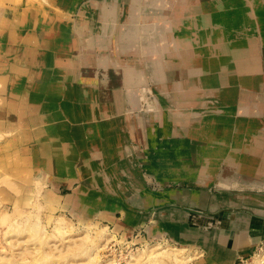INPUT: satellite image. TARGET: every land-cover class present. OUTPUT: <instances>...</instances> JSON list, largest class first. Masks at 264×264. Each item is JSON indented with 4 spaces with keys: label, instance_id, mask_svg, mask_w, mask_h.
Returning <instances> with one entry per match:
<instances>
[{
    "label": "rangeland",
    "instance_id": "rangeland-1",
    "mask_svg": "<svg viewBox=\"0 0 264 264\" xmlns=\"http://www.w3.org/2000/svg\"><path fill=\"white\" fill-rule=\"evenodd\" d=\"M79 1L78 8L72 12L68 0H0V264H98L106 259H114L117 264H128L131 253L136 250L152 243L165 242L184 246L185 250L180 253L193 255V258L181 264H190L191 261L192 264H225L222 261L223 255L220 257L216 252L210 253L199 238L181 244L177 242L174 231L179 227L184 229L190 218L200 226L206 224L212 228L219 227L217 224L226 219L224 213L237 216L236 212L240 207L234 205L239 204L240 199L252 197L250 194L264 195V139L261 147L258 146L259 143L251 146L247 141L241 142V148L235 151L230 147V144H233L232 134L237 133L247 138L250 136L247 132L250 127L263 130L264 134V99H261L260 95L264 93V88H256L254 83L257 82L251 80V73L246 76V73L240 72L236 66L220 70L214 68V73H204L200 68L197 63L199 55L211 53V46L219 42V29L212 24L211 8L206 4L203 6L206 0H156L158 7L151 11L159 15L152 21L160 25L154 30L158 29L162 40L156 35V41L153 38V46L156 50L159 43L163 46L155 56L147 57V61L153 59L157 62L160 59L162 69H159L162 76L157 75L155 68L152 75L151 70L146 67L147 61L143 64L139 59L137 52L140 51V40L136 42L139 45L135 43L133 48H128L129 52L127 50L120 55L121 58L128 59L129 63L135 64L136 68L143 69L147 79L144 84L146 90L141 93L140 86L127 89L130 79L125 75L120 87V83L113 82V86L121 90L124 100L121 101L120 109H117L115 97L110 99L114 106L112 116H109L107 124L99 125V128L102 127L99 129L100 133L103 132L104 146L101 151L110 161L105 160L103 165L100 164V167L96 168L87 163L88 176L101 178V182L96 185L97 189L100 190L104 185L102 178L108 176V183L119 180V186L126 188L129 193L126 195L121 192L123 195H119L111 192V196L122 200L119 207L111 209L102 204L100 198L89 194L93 187L79 190L76 196L75 190L80 187L81 181L69 172L56 171L49 167V163L56 166L65 164V155L62 157L61 154L55 153L56 143L60 140V127L56 125V132H53L47 123L53 120V126L56 122L63 121L66 115L62 108H59V115L53 119L44 115L47 109L41 104L42 98L38 99L36 95H40L38 91L41 87L38 78L41 75L38 72L45 68L37 63L32 64L28 59L36 60L44 48L56 44L65 49V61L68 60L67 57H74L75 60V48L70 44L75 35L72 24L80 15L82 5L92 0ZM112 2H119L120 6L123 4L122 0H94V3L87 5L88 16L101 15L102 7ZM140 2L145 3V0ZM164 2H168L170 6L165 7ZM189 2H192L191 5ZM6 3L12 7L9 16L3 14ZM230 12L222 11L219 15L225 17ZM123 14L131 16V8L126 13L120 11V20ZM180 14H192L196 17L197 28H193V34L189 30L188 33L192 36L195 32L198 33L196 42L202 38V41L197 43L198 47L194 46L192 51L191 42L186 49L181 48L180 52H186L182 56L183 59L187 55V59L195 60L191 63H183L181 58L166 61L162 57L163 54L166 55L165 52L170 54L180 50L172 39L174 30L170 25ZM143 18L145 19V16L137 22H142ZM246 28L249 27L246 26L245 30ZM201 29H205L207 34L209 31L215 34L206 35ZM7 30L10 31L9 35L6 34ZM90 31L91 29L89 33ZM204 33L206 43L203 40ZM206 36L210 38L207 39ZM209 40H212L211 43ZM79 45L81 44H78L81 52L82 47ZM69 46L70 49H67ZM110 47L115 48L114 45ZM111 48L108 49L110 57L115 58ZM131 51L133 53H130ZM93 52L102 54L98 47ZM132 54L135 55L134 58ZM254 54L261 58L259 60H264L262 49L259 48ZM60 67L63 66L56 63V69L59 70ZM56 73L60 74V70ZM24 81L25 88L21 91ZM14 85L18 92L10 94L7 90ZM244 88L248 90L247 93ZM251 90L259 92L255 91L257 93L252 95L254 97H249L246 103L244 97L250 94ZM126 91H129V94L131 92V101L137 98L136 105L127 103ZM141 94H144L143 98ZM61 99L67 102L69 100L65 97ZM148 100L155 105L150 112L159 111L162 122L151 118V125L142 130V121L137 123L136 120L139 118L145 121L143 116L148 109ZM36 101L41 102L38 108L34 107ZM69 101L74 109L80 110V124L85 123L91 117V102ZM126 112L135 121L139 133L137 139L130 133ZM217 114L228 116L230 120L219 121L216 117L213 118ZM156 123L161 125L159 134L153 131V125ZM258 138L260 141L261 137ZM211 145L219 147L220 152H210ZM248 148H253L252 154ZM244 153L250 158L247 159ZM254 158L257 161L251 162ZM125 168L130 170L132 179L121 177V171ZM181 194L187 197H182ZM83 195L82 203H77L78 196ZM159 197L166 198L158 201ZM227 198H230V202ZM212 199L214 204H220L216 210H212L218 207H212ZM86 203L94 208H83ZM229 204L233 207L223 206ZM60 215L67 219L70 227L58 220ZM246 215L253 217L251 211H246ZM221 217L225 219H220ZM36 222L41 230L32 232ZM191 228L192 231L197 230L195 227ZM251 231L255 232L253 245L249 250L238 253L232 264H260L256 255L264 252V236L260 234V229ZM245 232L246 230H243V236L246 235ZM199 234L204 235L205 232L200 231ZM220 246L222 247L221 244ZM153 257L145 258L141 255L139 260L137 258L132 263H159L157 260L160 256H155V259ZM210 258H213V261Z\"/></svg>",
    "mask_w": 264,
    "mask_h": 264
},
{
    "label": "bare ground",
    "instance_id": "bare-ground-1",
    "mask_svg": "<svg viewBox=\"0 0 264 264\" xmlns=\"http://www.w3.org/2000/svg\"><path fill=\"white\" fill-rule=\"evenodd\" d=\"M70 1L71 0H68L69 4H71L70 7H71L72 12H73L76 8H78L77 2L79 0H73V2H70ZM122 1H123L122 6H120V4H118L119 2L114 3V4L112 2L106 6H103L102 10H101L102 14L99 16L97 15L98 17L95 15L88 16V10L89 9L87 8V5L90 3H94V0L87 2V3H84L82 5V8H80V11H79L80 15L78 16V18L74 22V24H72V26L74 25V28H75V35L73 36L70 44L72 45L73 48H75V51H74L75 56H76L75 60H74V57H69V58L67 57L68 60L65 61V58H64V50L65 49L62 46L52 44V46L50 47L51 48L50 54L53 56L52 58L54 59V62L56 61L57 64H61L63 66V67H60V69H59L60 74L54 72L55 74L52 75L53 72L51 74H50V72L48 73V76L51 75L52 78L55 77L58 80L57 81V80L53 79V81H56V82H54L55 87H53V89L63 90L64 88H62L59 85V83H61L62 80L65 78V80H67V87H65V90H67L66 95L71 96V97H76L77 101L79 99L80 101L91 102V105L89 103H86V104H89L90 108H92L91 109V117L89 119H87V121L85 123L82 122L80 124V120L82 119L81 114L79 113L80 110L74 109L72 107V103L69 100H68V102L64 101L63 99H61L62 96H58V95H46L45 94V95H43V96H45V98L44 99L42 98V101H41L42 103L41 102H37V104L34 103L35 108L36 107L38 108L39 103H41L42 106H44L47 110L49 109V111H52L51 112L52 119L59 115V108H62L64 110L65 115H66V118H64L63 121L56 122L53 126H51L53 123V120H51L49 123H47L48 128L50 129V131L53 130V132H56V130L54 128V127H56V125H57V127H60L58 129L60 132V137H59L60 140H59V142L56 143L57 147L55 149V153L58 155L61 154L62 157H64L63 155H65V158L64 159L62 158L64 160L63 163H65V164H63L62 166H60V165L56 166L52 163H49L50 169H52V170L55 169L56 171L62 170V171L67 172V173L69 172V174L74 175L73 177H76L75 179H79L81 181L80 187H78L75 190L76 196H77L79 190L83 191V189H85L86 187H89V188L93 187V190L89 194H91V196H96V197L100 198L99 201L102 200V204H105L107 207H110V209L112 207H119L120 203L122 202V200H119L118 197L116 198V196H114V197L111 196V192L118 193L119 195H123L121 192H124L126 195L129 192L123 186H119V183L121 184V181H119V180H117L116 182L114 180L113 182L108 183V180H107L108 176H106L105 178L104 177L102 178V180L104 179V185H102V183H100L102 185L101 189L100 190L97 189L96 185H98L99 182H101L100 181L101 178L97 179V178H92V177L88 176L89 173H87V171H88L89 167H88L87 163L88 162L91 163V165L96 168V166H99L100 164L103 165V162H105V160L110 161L108 159L109 157L108 156H107L108 158L104 157L103 151H101V149H103L104 145L102 144L103 132L100 133V130H99L102 127L99 128V125H101L102 123L107 124L106 121L110 118L109 116H112V111H113L112 109L114 106L112 105V102L110 101V99L115 97V103L117 105L116 108L120 109V104H122L121 101L123 102L124 99L121 95L122 94L121 90H119L118 87H120V85H122L123 75H125L126 78L130 79L129 83L127 84V89H129V87H133V86H140L141 87V93H144L146 90L144 88L145 87L144 84L146 83V80H147L145 78L146 75L143 72L142 68L141 69L136 68L134 66L135 64L133 65V64L129 63L127 61L128 59L121 58L122 56L120 57V55L123 54L124 52H126L128 50V48H133L132 46L138 40H140V42H141L140 46L141 47L139 48L140 51L137 49L139 51V52H137V55L139 56V59L144 64V61L148 60L147 57L152 56V55L155 56L154 54H157L159 48L161 46H163V44L161 45V43H159V45H157V50L153 46L154 45L153 44V38L156 41V37H155L156 35L159 39H161V35L158 32V29L154 30V28H158V27H160V25H157L156 22L154 23L152 21L154 18H156L159 15V14H155L156 12L151 11V9L156 10V7H158L156 5V4H158L156 2V0H145V3L140 2L143 0H122ZM235 1L236 0H214L213 2H209L207 0L204 1L203 6L206 4V6L208 5V6H210L209 8H211L210 13H211L212 24L216 25L219 29L218 35H217V36H219V39H218L219 42H217L216 44L214 43L211 46V48H212L211 53L206 52V54H204V55H199L200 57H199L197 63L200 64V68H202V71L204 73H210V72L214 73V71H215V70H213L214 68L217 70H220L221 68L223 69L226 67H232V66L235 67L236 66L240 72H242V73L245 72L246 76H247V73H251V77H252L251 80H253L254 82L255 81L257 82V83H254L256 88L263 89L264 88V60L263 61L259 60L261 58H259V57L257 58L255 56L254 52L256 50H258L259 48L262 49V51L264 52V1L252 0L254 2H249L247 0V1L242 2V0H237L238 3H235ZM191 3L192 2H189L190 5H191ZM146 4H148L149 6H147ZM163 4L165 7H168V5L170 6V4H168V2H164ZM254 6H255V8H254ZM129 8H131V10H132V15L126 16L123 14L121 17V20H120V16H119L120 11L121 12L123 11L124 13H126V11L129 10ZM175 8L177 10H179L178 7H175ZM198 9H200V8L198 7ZM201 9H203V8H201ZM208 9H205V11H207ZM213 9L214 10L216 9V11H214ZM219 9H221V11ZM180 10H181V8H180ZM222 11H225V12L231 11V12L229 13V15L224 17L223 15H219V13ZM144 12L146 14H143ZM175 12H176V10H174V13ZM137 13H138V15H137ZM210 13H209V15H210ZM143 16H145V19L143 18L142 22H137V21H140L139 19H141ZM146 17L152 18V19H147ZM91 18H92V20L90 21ZM215 18H218V19H215ZM220 18H221V20H220ZM224 18H225V20H224ZM195 19H196V17L192 14H189V15H185V14L181 15L180 14V15H178L177 19H175L172 23H170V25L173 26V30H174L172 32V34L174 35V37L172 39H174L175 44L178 45L180 50L173 52V53H170V54L165 52L166 55L165 54L162 55L163 59H165L167 61V59L168 60H175L176 58H181L183 63H187V62L191 63V62L195 61L192 58L187 59V58H189L187 55H186L185 59H183L184 57H182V56L186 52H183V53L180 52L181 48L183 47V49H186L190 42H191V51H192V49H195L198 47L197 43L202 41L201 40L202 38H201L200 39L201 41L199 40V42H196L195 39H197V36H199L197 32H195L196 34L193 35L194 38L192 35H190V33H188L189 31H191V34H193V31H192L193 28H197L196 27L197 23H196ZM164 23L165 22H163L162 24L164 25ZM198 26H199V24H198ZM246 26H248L249 28L248 29L246 28V30H245ZM87 28H89V30L91 29L90 33H89V30H87ZM202 28H204V27H202ZM206 28L207 27H205V29ZM205 29H203V30L201 29V30L203 32H205L206 35H209L210 33L212 35L215 34L212 31H209L210 33L207 34V32L204 31ZM198 30H199V28H198ZM187 33L190 36L187 35ZM205 33L203 34V38H204L203 40L206 43V40L204 37ZM201 34H200V37H202ZM217 36H214V37L217 38ZM208 37L210 38V36H208ZM208 37H207V39H208ZM212 40H215V39H212ZM211 41L209 43H211ZM78 44H81V46L79 45L80 47H82L81 52H80V49L78 48ZM110 45L111 46L114 45L115 48L114 49L111 48ZM137 45H139V44H137ZM194 46H195V48H194ZM207 46H209V45H207ZM96 47H98L99 50L102 51V54L98 55V54L93 52V50ZM199 47H200V45H199ZM110 48L112 50L111 52H113V54L116 56L115 58L110 57L111 53H110V51H108V49H110ZM67 49H70V46ZM128 52H129V50H128ZM130 53H133V52L131 51ZM132 55H133L132 57L134 58L135 55L134 54H132ZM124 57H126V56H124ZM169 57H171V58H169ZM172 57H175V58H172ZM45 58H46V56H45ZM127 58H128V56H127ZM160 58H161V56H160ZM158 59H159V56H158ZM39 60H40V58H39ZM39 60H38V62H39ZM47 60H48V58H47ZM46 63H44V66L47 65ZM146 64H147L146 67L150 70H152L154 67H158V69L156 68V70H157L156 73L158 76H162V74L160 73V69H162V67H161L162 61L157 60V62H156V61H153V59H152V61H147ZM163 64H165V63H163ZM53 66L55 67L56 64ZM84 66H86V68H84ZM143 67H145V66H143ZM159 67H160V69H159ZM59 70L55 69L54 71H59ZM151 74L153 75V72H151ZM39 75H40V73H39ZM111 77H113V78L110 79ZM152 80H154V79H152ZM45 81L43 83V86L45 84V87H47V85H46L47 82L45 83ZM114 81L117 82L118 84L120 83L118 85V87L113 86ZM157 81L159 82V79H157ZM77 83H79L78 87H76ZM64 84L65 83H63V85ZM246 91H248V90L246 88H244V92H246ZM255 91L259 92L258 90H255ZM255 91L251 90V92H250L251 95L249 93L246 94V97H244V101L246 102L247 100H249L250 99L249 97H254L252 95L257 93ZM43 92L45 93V91H43ZM72 92H74V94L76 93L75 94L76 96H74ZM112 93H113V95H112ZM56 94H58V93H56ZM126 94H127L126 101L129 105H130V103H132V105L133 104L136 105L138 103L137 98H136V100L131 101V99H132L131 98L132 96H130L131 92L129 94V91H126ZM165 94H167V93H165ZM143 95H142V98L144 97ZM260 95L262 98L260 96H259V98L264 99V97H263L264 93H261ZM36 97H38V95H36ZM39 97H40V95H39ZM63 97H65V96H63ZM71 97H70V99H71ZM47 98H48V100H47ZM148 101H149L148 109L146 110V112L144 114L146 124L148 121L146 119H149V118L150 119L154 118V119H156V121L162 122L161 121V119H162L161 114L159 111L157 113L156 112H150V111H152L151 109L155 108V105L150 100H148ZM87 109L89 110L88 106H87ZM86 112H87V110H86ZM116 116H118V115H116ZM126 116H127V120H128V124H129V128H130V133L135 139H137V135H139V133L136 130L135 121L130 116V114H128V112H126ZM87 117H89V116H87ZM214 117H216V119L219 121L230 120V117L224 116L221 114H217L216 116H213V118ZM100 118H102V119L100 120ZM102 120H105V121L103 122ZM78 121H79V123H78ZM141 121L142 120H140L139 118L136 120L137 123H139ZM117 127H119V126H117ZM111 130H113V128ZM117 132H119V131H117ZM247 132L250 134V136L248 135L247 138H246V136H244L245 139H244V137L240 136V134L239 135L237 133H235L234 135L232 134L231 140L233 141L232 142L233 144H230V147L233 148L232 151H235L236 149H240L241 148L240 144L243 141L250 142L251 146H254V144L258 145V143H259L258 146H260V147L263 145L262 144V140L264 139V134L262 133L263 130H258L257 128L250 127V128H248ZM258 136L261 137L260 141H259ZM54 138H55V136H54ZM111 141H112V139H111ZM112 144H113V142H112ZM109 146H111V145H109ZM120 147H121V145H120ZM210 147H211L210 152H212V153L214 152L217 154L220 152L219 147H217V146H210ZM86 148H89V149L87 150ZM107 148H109V147L107 146ZM253 148H248V150L252 151L251 154L254 151ZM112 152L113 151L111 150V153ZM106 155H108V154H106ZM243 155L247 159L250 158V157H248L249 155H247L245 153ZM250 156L252 157V155H250ZM250 161L256 162L257 159L254 158ZM262 166L264 168V162H263ZM129 171L130 170L128 168L123 169L121 171V177L125 176L127 179H129V178L132 179V175L129 173ZM199 177L200 178L202 177L201 174ZM70 182L72 183L73 179ZM115 185H117V186L115 187ZM136 185H138V184H136ZM229 185H230V183H229ZM258 185H261V184H258ZM226 186H228V185H226ZM110 189H112V190L109 191ZM219 195H221V194H219ZM250 195L252 197H247L248 199L246 198L245 202L250 201L249 202L250 206L257 207V210L259 211V209H260V213L263 214L264 213V208H263L264 207V195L259 194V193H256V195H253V194H250ZM181 196L187 197L186 195H183V194H181ZM82 198H84V195L82 197L78 196V198H77L78 202L77 203H80V202L82 203ZM223 200H225V199H223ZM227 200H229V202H230V198H227ZM213 205L219 206L220 204L218 202H216L214 204V200L212 199V207H214ZM82 207L85 209H88V210H92L94 208L93 206H91L88 203L83 204ZM261 208H263V210ZM239 218H237V219H239ZM220 219H223V218H220ZM58 220L63 222L64 225L66 224L68 227L71 226L70 223L67 221V219L63 215H60ZM36 223H33V225H35ZM18 224H17V227H18ZM23 225H24V223H23ZM30 225L32 226V224H30ZM31 226L29 228H30V231H32L31 229L33 228L32 232L41 230L39 227V223H37L32 228H31ZM199 228L201 230L212 229L211 226L206 225V224H204L202 226L199 225ZM180 229H183V228L179 227L178 229H176L174 231L176 235H178L177 230L180 231ZM186 229H187V226L184 227L185 231H186ZM209 234L210 233L205 234L203 236V239L205 238V236H207ZM197 236H198L197 234H193V236H191L190 234H187V233H185V235H184V237L186 238V241L189 240L191 242L195 241V239L192 237H197ZM222 236L224 238H222L220 241L225 242L226 241L225 238H227V237H226V235H222ZM199 237L202 238L201 236H199ZM219 237L220 236H218L217 239H219ZM203 239H202V241H203ZM235 239H236V243L238 246L241 243L240 237L235 236ZM235 239H233V240H235ZM236 247L233 248V246H231V250L236 249ZM183 250H185L184 246H178L176 244H171L169 242H165L164 244L163 243H152V244L146 245L144 248L136 250V252H134V253H131V255H130L131 259L128 260L127 263L128 264H134L135 262L132 263L133 260H136L139 256L144 255L145 258L146 257L152 258L153 256L154 257L160 256V257H158V260H157L159 263L163 262V263L167 264V262H170V264H181L182 262H185V261L187 262V260H189L190 258H193L192 254L191 255L181 254L180 252H182ZM227 252H225L219 256L220 257L222 255L224 256V254H226ZM185 254H186V252H185ZM256 256L260 260V264H264V252H262ZM166 258L169 260H167ZM224 258H228V257H224ZM138 260H139V258H138ZM113 261H114V259L113 260L112 259H106V260H104L98 264H112V263L117 264L115 261L114 262ZM159 263H157V264H159ZM153 264H155V263H153ZM184 264H186V263H184Z\"/></svg>",
    "mask_w": 264,
    "mask_h": 264
},
{
    "label": "crops",
    "instance_id": "crops-1",
    "mask_svg": "<svg viewBox=\"0 0 264 264\" xmlns=\"http://www.w3.org/2000/svg\"><path fill=\"white\" fill-rule=\"evenodd\" d=\"M3 8H4V12H3L4 16H6V15L9 16V14H11V9H12L11 5L6 3V7H3ZM6 34L9 35L10 31L7 30ZM7 44H8V41H7ZM51 46L52 45H48L46 48L43 47L44 50L42 51V53H40L41 56L39 55L36 58V60L32 61V59H28L27 58L28 61L32 62V64H34V65H36V63L37 64H41L40 67H44L45 68V69H43L41 71V74H40L41 77H43V78L38 77V78H40L39 80H40V86L41 87H40V89L38 91V94H40V97L38 96L36 98H38V99L43 98L44 99L45 96H43V95L46 94V95H58V96H62V97L65 96V99L76 100V97H71V96L66 95L67 94V90H65V87H67V80H65V78L62 80V82L60 81L61 83H59V85L62 88H64L63 90L53 89V87H55L54 82H56V81H53V79L54 80H57V79L55 77L52 78L51 75L48 76V73L50 72V74H51L53 72L52 75H54L57 72V71H54L56 69V66L55 67L53 66L57 62L56 61L54 62V59L52 58L53 56L50 54V52H51V48L50 47ZM45 56H46V58H45ZM39 58H40V60H39ZM47 58H48V60H47ZM38 60H39V62H38ZM159 61H160V59H159ZM44 63H46L47 65L44 66ZM13 66H15V65H13ZM37 67H39V66H37ZM154 68L156 69L158 67H154ZM152 70H151V72H153ZM156 72H157V70H156ZM22 73H24V72H22ZM39 73H40V71L38 72V74ZM160 73H161V70H160ZM44 81H45V83L47 82V84H46L47 87H45V84L43 86ZM63 83H65V84L63 85ZM24 88H25V81H24V85H23L22 89H20V90L22 91V90H24ZM17 90H18V88L16 87V85H14V86H12V88H8L7 91H9L10 94H11V93H17L18 92ZM43 91H45V93ZM56 93H58V94H56ZM72 93H73L74 96H76L75 95L76 93L75 94H74V92H72ZM70 97H71V99H70ZM78 103H79V99H78ZM78 103H76V104H78ZM45 112L46 113L44 115L50 116V118L52 119V114H51L52 111H49V109H48ZM146 120H148L147 124H146V121H143V120H142V124L140 123L141 124L140 127H141L142 130L143 129H148V126L151 125L150 124L151 123V119L149 118V119H146ZM153 127H154L153 131L158 132L157 134H159L160 131H161V126H158L157 123H156V124L153 125ZM142 136H143V134H142ZM245 194H248V193H245ZM217 195H219V194H217ZM152 196H154V194H152ZM165 198L166 197H164V198L159 197L158 201L161 200V199H165ZM246 198H244V199L242 198V199L239 200L241 204L238 202L239 204L234 205V206L240 207L239 209H237L238 210L236 212L237 216L233 217V215L229 214V213H224L223 214V216L225 215L226 219H225V217H221V218H223L225 220H222L221 222H219L217 224V225H219V227H216V228L213 227L212 229H209V230H201L199 228V224H197L195 222H192V220H191L192 218H190L187 221V223H186L187 225H185V227L187 226L186 231L184 229H180L182 232L177 230L178 235H176L174 233V236H175L177 242H180L181 244L185 243L184 242V241H186V238L184 237L185 233L190 234L191 236H193V234H197L198 235L197 237H192V238H194V239H198L199 238L200 240H202L203 238H200L199 236L203 237L205 234L210 233L209 235L205 236V238L203 239L202 243H204L205 248L208 249L210 251V253H214V252L218 253L217 255H221V254H223V253H225V252H227L229 250L226 254H224L222 261L225 264L234 263L238 253L245 252V251L249 250V248L253 245L252 240H253V238L255 236V232H253L251 230L260 229L261 230L260 234L264 236V213L261 214L260 213V209L258 211L257 207L250 206V203H249L250 201L245 202ZM223 206L233 207L232 205L230 206V204L229 205H223ZM242 206L243 207H248V209L243 208ZM219 207H220V205L217 208L212 209V210H216ZM261 209L263 210V208H261ZM246 211H251L252 214H253V217L249 218L246 215ZM206 216H208V215H206ZM208 217H210V216H208ZM237 218H239V219H237ZM224 221H226L225 224H220V223H222ZM242 225H244V226H242ZM191 227H193V228L195 227L197 230L192 231ZM199 229H200V231H204L205 234L204 235L203 234H199V232H200ZM243 230H246V232H245L246 235H244V236L242 234ZM219 231H220V233H219ZM222 235H226V237H227V238H225L226 239L225 242H221L220 241L222 238H224ZM218 236H220L219 239H217ZM235 236H237V237L239 236L240 237V242L241 243L238 246H237V243H236ZM233 239H235V240H233ZM220 244L222 245V247L220 246ZM216 246H217V248H216ZM231 246H233V248H235L236 246L237 247H236V249L231 250ZM224 257H228V258H224ZM210 260L213 261V258H210ZM191 262H190V264H192Z\"/></svg>",
    "mask_w": 264,
    "mask_h": 264
}]
</instances>
